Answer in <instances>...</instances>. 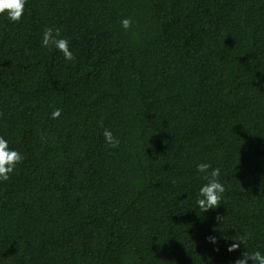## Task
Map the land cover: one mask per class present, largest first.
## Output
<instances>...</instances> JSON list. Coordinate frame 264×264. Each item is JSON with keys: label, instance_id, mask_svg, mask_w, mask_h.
Instances as JSON below:
<instances>
[{"label": "trees", "instance_id": "16d2710c", "mask_svg": "<svg viewBox=\"0 0 264 264\" xmlns=\"http://www.w3.org/2000/svg\"><path fill=\"white\" fill-rule=\"evenodd\" d=\"M0 136L24 157L0 181V264L264 254V0H27L0 14ZM200 163L226 189L207 213Z\"/></svg>", "mask_w": 264, "mask_h": 264}, {"label": "clouds", "instance_id": "9594fccd", "mask_svg": "<svg viewBox=\"0 0 264 264\" xmlns=\"http://www.w3.org/2000/svg\"><path fill=\"white\" fill-rule=\"evenodd\" d=\"M27 0H0V14H7V17L12 22H18L25 11V5ZM131 18H125L121 21L123 28L128 29L131 27ZM42 46L52 49L56 48L63 53L66 61L75 60V56L70 49L69 41L67 38L61 37V30L59 28L53 29L46 27L43 31ZM62 109H55L51 113L52 119H58L61 116ZM106 143L111 147H118L120 144L119 139L113 136L112 132L105 129L103 132ZM24 157L18 150L10 149L8 141L0 136V181H7L10 179L16 166L23 161ZM211 169V171H209ZM197 171L204 173L203 179L207 181L200 189L199 195L201 198L197 199L196 203L199 209L203 213H207L210 209H215L222 204L224 193L226 191L224 185L220 182V168H212L208 163H200L197 165ZM216 219L222 223L224 217L217 216ZM248 235L239 238L232 239L237 241L233 243L227 250L233 252L246 243ZM229 239L227 236L224 237ZM210 242L217 243L216 237H209ZM218 250V249H217ZM251 260L253 264H264V254L259 250L249 254L247 251L243 253L241 258L235 261V264H248V260Z\"/></svg>", "mask_w": 264, "mask_h": 264}]
</instances>
